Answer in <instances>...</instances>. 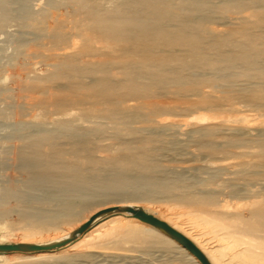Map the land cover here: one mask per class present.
Listing matches in <instances>:
<instances>
[{
	"label": "bare ground",
	"instance_id": "6f19581e",
	"mask_svg": "<svg viewBox=\"0 0 264 264\" xmlns=\"http://www.w3.org/2000/svg\"><path fill=\"white\" fill-rule=\"evenodd\" d=\"M11 1L0 0V32L19 11V26L34 36L32 51L47 71L23 80L8 72L2 80L14 89L0 79V98L13 110L22 143L0 187V245L57 242L99 211L131 207L183 235L209 264H217L220 248L229 264H264V0H49L37 12L29 0L17 11ZM57 4L72 8L70 19L52 11ZM31 94L39 97L26 100ZM24 127L37 131L23 136ZM109 130L112 142L99 145ZM4 150L1 165L9 160ZM164 150L185 151L199 163L184 170L192 179L171 175ZM224 192L232 205L220 200ZM156 195L210 228L209 246L138 204ZM14 213L18 223L4 221ZM81 218L61 236L41 238ZM15 231L21 238H12ZM80 237L52 252L0 254V264L86 260L106 245L158 248L201 264L127 214Z\"/></svg>",
	"mask_w": 264,
	"mask_h": 264
},
{
	"label": "rangeland",
	"instance_id": "374dc122",
	"mask_svg": "<svg viewBox=\"0 0 264 264\" xmlns=\"http://www.w3.org/2000/svg\"><path fill=\"white\" fill-rule=\"evenodd\" d=\"M23 1L24 0H13L11 2L12 4L14 2L13 4L14 6L11 5V7L13 6L14 9L17 11L18 6H20ZM48 1L49 0H29V10L34 11V12L40 11L41 10L40 8L42 7L45 8ZM55 1L59 2V0H55ZM102 4L106 6L107 8H110L112 5V3H105V2H103ZM15 10L13 11V13L16 12ZM52 11L56 15L60 16L62 19H70L69 17L72 16L71 15L72 8L67 7L65 5L57 4L54 6ZM17 13L19 14V11H17ZM18 14L16 16L15 14H13L14 18L12 19V21L4 27L2 32H0V79L1 80L4 78V76L8 75L11 72L17 73V75H19L18 78L23 80L26 76V73L28 72L36 76H39V75L41 76L47 71V66H45V63L42 62L41 59L38 57V55L32 51L35 48L33 46L34 36L31 33L24 32V30L20 28L19 21L17 18ZM50 22L51 21H49V24H51ZM17 46H21L22 48L16 50ZM30 52H31L30 55L32 57L31 56L26 57V54ZM1 82L4 83L7 88H10V89L15 88V85L11 81L2 80ZM37 97H39L38 94H31L28 98H26V100H33ZM6 102L7 101L0 98V148H1L0 151L2 154V155L0 154V161L2 162L3 160L2 158L4 157L2 153L3 152L2 149H5L4 150V152L6 153L5 156L9 159L7 160L5 165L3 164L1 165V162H0V187L3 186V184L7 182L6 180L9 179V176L12 173L11 158L14 155L13 153H16L14 151L22 146V143L20 141L21 139L19 140V138H17L16 134L14 133L16 118L13 115L14 113H13L12 108L9 107ZM7 115L8 117H6ZM27 118H29V116H27L25 119ZM188 118L192 119L193 116L188 117ZM99 122L103 123L102 120H99ZM82 123L83 122L73 121V124L78 127L86 128L89 126V123H84L85 125ZM145 125L147 124L136 123L134 126L135 127H146ZM23 129H26V134H23V136H31L32 134H34V132L37 131V129H34L33 127H24ZM27 130L29 131L27 132ZM163 133H165V135H162ZM163 133H159L158 135L160 137L163 136L162 138L166 137L167 139L168 138L171 139V137H168L170 136V133L168 132H163ZM111 137H112V131L110 132L109 130L108 133H106L104 136H101L98 138L99 145L105 146L106 144L107 145L110 144V142H112V139H110ZM99 139L101 142L99 141ZM101 139H103L104 141ZM171 140H175V139L172 138ZM10 148L12 149L14 148V150ZM169 149H171L170 146H169ZM100 152H98V155H103L102 154L103 152L102 151ZM184 152L182 150H179V151L178 150L177 151H170V150L165 151L164 150L163 153H161V157L164 156L162 157L163 159L161 160L163 164L168 169H170V171H172L171 175L178 173L180 175H184L185 177H188L189 179H192L193 174L191 172L187 174V172H185L184 170L186 168H189L190 166H193L199 163H196V162L193 163V160L191 161L190 155L188 156L187 152L186 153ZM1 156L3 157L1 158ZM161 157L159 156V159ZM4 160H5V157H4ZM2 180L4 181L2 182ZM216 186L221 187L222 183L218 181L216 182ZM51 195L54 196V194H51ZM51 195L49 197H51ZM219 198L220 200L227 201L231 205L234 202L232 201V199L230 198L227 192L221 193L219 195ZM151 199H145V198L141 199L140 203L138 204L141 207H147V208L153 209L158 214L166 216L171 221L175 222L180 227L188 231L193 237L198 239L199 240L198 242L203 241V242H200L201 244L199 243L201 246L202 245L207 246V243L212 242V240L210 241V238L212 236H210L211 234L208 233L210 228H208L209 230L206 227L202 228L203 225H201V223L198 222L197 220L193 221L184 209H180L179 207L175 206L171 201H168L163 198L160 199V196L158 195H156L155 197ZM97 210H99V208L94 209L90 214L85 215V217L92 215ZM117 216L118 215L111 216L105 219L103 218V220L101 219L102 221L99 220L100 222L98 221V223L95 224L90 229L94 230L95 228H97L99 224H102L103 222L107 220L111 221L117 218ZM4 221L8 223H13V224L18 223L19 217L17 216V214L14 213V214H11ZM83 221H84V218H81L79 222L74 223L72 225H60L57 228V230L55 229L53 231L44 233V235H42L41 238H50V237H55V236L59 237L65 232H67L68 230L79 226L80 224H82ZM111 225L112 223H110V226ZM199 231H202L205 234V236L201 240H200V236L199 237L197 236V233H199ZM21 234H22V231H15L12 234L14 235L12 238H21ZM0 235H2V233H0ZM78 240H76L75 242H77ZM221 250L222 248L219 249L220 251L219 257L217 256L215 257V255L214 256L212 255L214 257V260L216 261L217 264H229L227 261L228 257L227 256L222 257L226 253V251L224 250L223 252H221ZM92 251L93 252L91 256L89 257V259L83 260V259L76 258L70 262L62 261L59 264H66V263L68 264H189L187 257H179L170 251L165 252L163 250H159L158 248H154L148 252H142L139 250H132L128 247V245L124 246V248H121V249H114L111 246L106 245V246H100L99 248L94 249ZM3 256L7 259L8 258L11 259V258H14L16 254L3 255ZM230 264H237V263L235 261H232Z\"/></svg>",
	"mask_w": 264,
	"mask_h": 264
},
{
	"label": "water",
	"instance_id": "95a60500",
	"mask_svg": "<svg viewBox=\"0 0 264 264\" xmlns=\"http://www.w3.org/2000/svg\"><path fill=\"white\" fill-rule=\"evenodd\" d=\"M127 214L132 218L138 219L139 221L152 226L158 231L162 232L166 236L176 241L179 245L185 248L191 255H193L201 264H209L203 254L183 235L170 228L164 222L156 219L155 217L147 214L142 209L131 208V207H114L104 209L96 213L90 220L84 225L80 226L74 232H72L66 238L57 242L48 244H4L0 245V254H12V253H46L59 250L66 245L72 243L90 229L96 222L106 218L108 216Z\"/></svg>",
	"mask_w": 264,
	"mask_h": 264
}]
</instances>
